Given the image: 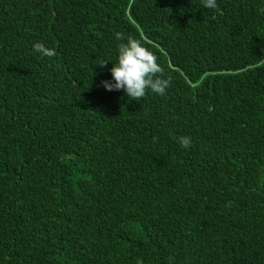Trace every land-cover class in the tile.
I'll return each instance as SVG.
<instances>
[{
  "label": "trees",
  "instance_id": "obj_1",
  "mask_svg": "<svg viewBox=\"0 0 264 264\" xmlns=\"http://www.w3.org/2000/svg\"><path fill=\"white\" fill-rule=\"evenodd\" d=\"M217 5L0 0V264H264V0ZM117 32L166 95L101 85Z\"/></svg>",
  "mask_w": 264,
  "mask_h": 264
},
{
  "label": "clouds",
  "instance_id": "obj_2",
  "mask_svg": "<svg viewBox=\"0 0 264 264\" xmlns=\"http://www.w3.org/2000/svg\"><path fill=\"white\" fill-rule=\"evenodd\" d=\"M205 8L216 9L217 0H202ZM118 41H125L118 45V56L116 63L110 69L112 81H101V85L107 91L123 90L131 100H141L148 91L160 96L167 93L171 85V77L164 78L165 69L158 63V56L141 41L131 35L125 37L123 33H115ZM146 41L147 38L145 37ZM33 51L48 58L57 55L54 48H47L42 43H35ZM107 60H101L100 68L106 67ZM114 81V82H113ZM156 138H153L155 142ZM181 147L188 149L192 140L190 137L182 136L178 140ZM230 206V204H229ZM137 264H144L142 259Z\"/></svg>",
  "mask_w": 264,
  "mask_h": 264
}]
</instances>
